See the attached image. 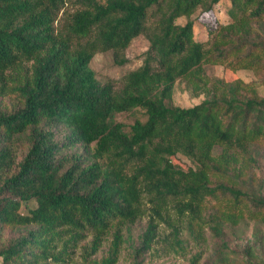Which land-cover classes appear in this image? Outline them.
<instances>
[{
  "label": "trees",
  "instance_id": "1",
  "mask_svg": "<svg viewBox=\"0 0 264 264\" xmlns=\"http://www.w3.org/2000/svg\"><path fill=\"white\" fill-rule=\"evenodd\" d=\"M66 1L0 0V264H71L78 249L82 264H117L125 230L146 215L145 200L151 212L133 264H142L162 221L177 245L185 216L191 229L207 227L223 239L233 217L214 207L219 194L235 207L246 199L258 218L261 187L212 183V176L229 170L216 161L218 148L225 162L235 159L231 149L255 160L251 147L264 144V96L216 79L200 103L171 99L179 78L199 86L205 62L260 67L264 40L225 32L209 45L195 39L190 16L220 0H80L58 26ZM230 2L234 20L238 12L239 20L264 18V0ZM157 13L143 63L120 86L98 79L95 54L112 50L117 58ZM181 16L189 17L183 25L175 23ZM7 97L11 106L2 104ZM133 108L146 119L129 126L116 120ZM179 153L196 166L175 163ZM222 243L212 264H232ZM245 253L244 264H264L254 247Z\"/></svg>",
  "mask_w": 264,
  "mask_h": 264
},
{
  "label": "rangeland",
  "instance_id": "2",
  "mask_svg": "<svg viewBox=\"0 0 264 264\" xmlns=\"http://www.w3.org/2000/svg\"><path fill=\"white\" fill-rule=\"evenodd\" d=\"M81 6L80 0H67L56 24L58 26L64 25L70 15ZM231 7L230 0H220L213 10L208 12L199 7L190 16L194 21V38L209 45L216 36L217 39H220L222 32H225L235 39L249 34L251 38L264 40V18L247 20L242 17L239 20L242 13L238 12V20H234L230 14ZM160 16L159 13L152 16L148 20V31L133 38L128 47L117 58L112 50L97 52L91 61V67L96 72L97 78L101 80L111 79L116 86H120L123 77L143 63L146 52L151 45V38L157 30ZM188 20L189 17L181 16L176 19L175 23L183 25ZM198 75L202 79L199 86L185 78H179L176 81L171 99L173 104L187 107L200 103L212 93L216 79L239 83L240 91L244 94L264 96V60L262 65L255 69L241 67L234 69L221 63L205 62L199 67ZM2 104L11 106V98L3 99ZM137 119H146L144 111L140 108H133L116 115V120L127 126ZM231 152L235 154V159H229L225 162L220 155L222 148L217 149L216 161L217 159L221 161L223 167L228 165L229 170L212 176V183L217 181V183L235 184L244 190L261 187L264 194V144L251 147L252 157L255 159L253 162L248 161L247 152L236 151V149H231ZM178 157L174 161L183 168L188 169L196 166L193 158L180 153ZM214 201L212 202L214 203ZM244 201L245 203L235 207L231 197L219 194L217 205L214 203V207H217L220 213L223 212L227 216L233 217L231 220L226 219L229 229L226 230L223 238L227 243V256L232 264H244L245 249L248 246L254 247L256 255L264 260V211L257 212V215L260 216L254 218V209L246 199ZM151 205L145 200L146 215L130 225L129 231L125 230L126 240L117 264H133V249L138 245L139 236L147 225ZM170 214L173 219L177 218L174 209H171ZM195 227L194 230L189 227L188 218L185 216L181 222L180 239L182 245H177L173 240L171 227L166 222H160L157 239L152 249L144 255L142 264H190L198 254H200V258L197 264L218 262L223 239L216 238L207 227L201 229L202 231L198 225ZM9 233L17 234L15 231H9ZM108 242L103 245L100 255L107 249ZM73 258L71 264H82L79 249L76 250Z\"/></svg>",
  "mask_w": 264,
  "mask_h": 264
}]
</instances>
